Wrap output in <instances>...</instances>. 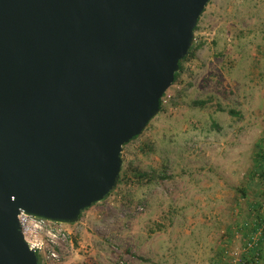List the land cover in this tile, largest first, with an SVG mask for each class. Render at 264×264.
Segmentation results:
<instances>
[{"label": "water", "instance_id": "1", "mask_svg": "<svg viewBox=\"0 0 264 264\" xmlns=\"http://www.w3.org/2000/svg\"><path fill=\"white\" fill-rule=\"evenodd\" d=\"M211 0H0V264L18 216L73 225L117 188Z\"/></svg>", "mask_w": 264, "mask_h": 264}, {"label": "rangeland", "instance_id": "2", "mask_svg": "<svg viewBox=\"0 0 264 264\" xmlns=\"http://www.w3.org/2000/svg\"><path fill=\"white\" fill-rule=\"evenodd\" d=\"M197 27L163 110L123 147L121 183L65 225L51 264L242 261L243 223L263 195L264 0H211Z\"/></svg>", "mask_w": 264, "mask_h": 264}, {"label": "built area", "instance_id": "3", "mask_svg": "<svg viewBox=\"0 0 264 264\" xmlns=\"http://www.w3.org/2000/svg\"><path fill=\"white\" fill-rule=\"evenodd\" d=\"M264 150V136L261 140ZM256 177L263 185V195L259 205L250 213L246 226L252 232L250 233L244 249L243 258L252 251H256L251 264H260L264 257V171H258ZM22 233L28 242L30 248L34 250L43 264L55 261L59 258L58 251L70 241V233L64 224L54 223L45 219L29 216L23 211L18 216ZM261 247V249L259 248ZM256 249L262 250L261 253ZM252 257H249L251 259Z\"/></svg>", "mask_w": 264, "mask_h": 264}, {"label": "trees", "instance_id": "4", "mask_svg": "<svg viewBox=\"0 0 264 264\" xmlns=\"http://www.w3.org/2000/svg\"><path fill=\"white\" fill-rule=\"evenodd\" d=\"M200 20V19H199ZM198 29V27H196L195 31ZM199 47H197L196 45H194L189 53V55L183 59L181 62H180V71L175 75V82L174 83H177L179 81V79L181 78V75L184 71V64L191 60L194 56H195V53L196 51L198 50ZM166 96V95H165ZM165 96L163 97V99L161 100V110H163V107H164V98ZM233 114H236L233 112ZM150 124V123H149ZM139 137H136L134 138L133 140L137 139ZM132 140V141H133ZM256 172L258 171H264V150H263V146L261 145V142L259 144V153H258V160L256 161ZM121 180L120 179V183H121ZM246 222L243 223V229L244 230H247V233H246V237L248 238L250 233L252 232V230L246 226ZM261 249V247H259ZM257 252L259 251L261 253L262 250H259V249H256ZM256 255V251H252L250 252L249 254L245 255L244 258H243V263L241 264H251L253 262V257ZM249 257H252L251 259H249ZM41 264V262H40ZM43 264V263H42ZM221 264V263H220Z\"/></svg>", "mask_w": 264, "mask_h": 264}]
</instances>
